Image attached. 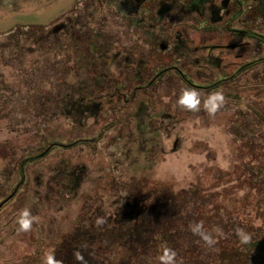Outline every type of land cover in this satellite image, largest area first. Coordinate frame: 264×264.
<instances>
[{
  "label": "rangeland",
  "instance_id": "1",
  "mask_svg": "<svg viewBox=\"0 0 264 264\" xmlns=\"http://www.w3.org/2000/svg\"><path fill=\"white\" fill-rule=\"evenodd\" d=\"M232 3L0 0V42L6 46L29 44V36L19 33L21 28L27 31L41 25L55 34L32 44L34 54L21 51L3 59L0 208L6 196L12 198L0 209V264H35L37 259L42 264L48 252H53L62 264H125L117 260L116 253L91 258L93 244L101 237L92 236L78 245L70 235L76 226L96 222L98 217L106 223L113 221L124 196L131 195L130 188L142 182L147 188L168 187L160 197L162 205L155 206L151 192L146 190L133 198L135 204L131 206H139L140 210L150 207V212L154 208L151 224L163 222L162 229L170 234L181 231L180 206L170 202L166 193L179 194L195 186L207 193L204 198L192 200L196 202L195 210L204 208L208 215L214 212L212 224L215 220L227 223V211L236 216L232 218L234 232L223 233L221 229L220 235L213 231L223 228L221 225L206 233L222 238L234 234L239 248L245 244L240 242L236 229L250 234L251 243L264 241V63L231 86L217 89L223 91L226 104L214 117L202 105L199 112H188L176 103L181 91L189 88L177 74L179 71L194 86L206 87L234 74L243 64L264 60V43L246 34L264 37V18H252L251 14L250 20L246 17V12L257 7L256 0H241L245 13L239 17L237 7L227 9ZM217 11H221V18L214 24L209 14ZM67 30L68 36L72 30L80 34V44L66 37ZM152 42L156 50L151 49L155 47ZM65 45L66 50H62ZM90 45L91 49H86ZM157 73L161 77L151 81V75ZM139 74L143 76L142 85L147 83L132 98L137 91L134 87L127 90L126 82L135 76V83ZM102 76L123 80L126 91L121 97L100 87ZM200 87L197 90L202 101L216 91ZM98 89L104 99L94 101L76 122H72L70 113L62 115V106L75 100L79 92L94 90L99 94ZM31 105L45 108L31 112ZM236 117L249 127L236 130ZM41 130L65 143L81 141L67 152L55 150L49 158L28 165L22 181L21 173H17L19 161L38 145L40 137L36 133L42 136ZM64 172L76 178L71 194L69 188L65 189ZM99 206L106 211L97 212ZM25 208L38 222L31 231L19 232L16 219ZM118 232L107 243L114 241ZM68 235L73 249L67 250L68 256L63 259L57 253ZM131 236L122 247L152 264H159L163 247L173 245L171 241H158L161 247L156 242L157 249L152 253L151 241L140 234ZM193 237L195 246L205 252L198 260L214 264V245L207 246L199 235ZM249 252L255 263L257 251L251 248ZM77 254L83 260H78Z\"/></svg>",
  "mask_w": 264,
  "mask_h": 264
},
{
  "label": "trees",
  "instance_id": "2",
  "mask_svg": "<svg viewBox=\"0 0 264 264\" xmlns=\"http://www.w3.org/2000/svg\"><path fill=\"white\" fill-rule=\"evenodd\" d=\"M233 3L229 4L230 6L227 7V9H231L232 7H237L236 13L237 16H243L245 11L243 8V3H241V0H232ZM264 2V1H263ZM256 8L252 11H248L246 12V17L249 18V15L251 14L252 18H256V17H263L264 18V6H261L259 1H256ZM235 5V6H233ZM226 7V6H225ZM223 10V8H222ZM231 11V10H230ZM229 11V12H230ZM221 11H217L216 14L211 13L209 14L212 18L214 24L218 23L219 21V17L220 16ZM251 18H249L250 20ZM19 33H21L22 35L25 36H29L26 40V43L29 44H25V45H18L16 46H12L10 45L9 47L6 46V44L1 41L0 42V72L2 71V65H3V59H5L6 55H13L16 54L17 52H21L22 53H26L27 54H34L35 50H33V48L31 47L32 44H36L38 42H42V41H46L48 40L47 36H54L55 34H52V31H45V28L43 26H31L29 27V29L27 31H24L23 28H21V30L19 31ZM39 33V35H35ZM246 33V32H245ZM249 34L248 36H250V38H254V39H259L261 42L264 43V37L262 36H257L255 33H246ZM37 36V37H36ZM78 36H80V34L78 32H75L72 30V32H70V35L68 36V30L66 31V37L68 39H71L70 41H76V43L80 44V40L78 39ZM36 37V38H35ZM34 38V39H33ZM69 41V42H70ZM150 41V40H149ZM68 42V43H69ZM83 43V42H81ZM87 43V42H86ZM151 46H155V47H151V49L156 50L157 46L155 45L154 42L150 43ZM26 45L27 46L26 48ZM19 48V49H18ZM67 46H61L62 50H66ZM91 49V45L89 47H87L86 49ZM87 51V50H86ZM56 52V51H55ZM55 52H53V55L56 54ZM156 52V51H154ZM264 63V60H256V61H252L249 62L247 64H243L242 66H240L239 69L236 70V72L232 75H229L227 78L224 77L219 81L216 82H212L211 84H209L208 86H194L190 81H188L185 77V74L181 71L177 72V74L179 75V77L181 78V80L189 87V88H196L199 89L198 87H200V90L202 89H206L207 91H214L217 89H224V87H229L231 86L232 83L237 82L238 79H240V77L243 74H247L249 71H251L254 67H256L257 65ZM127 68V67H126ZM170 68V67H169ZM177 70V69H176ZM167 71V70H166ZM169 71H172L171 69H169ZM2 73V72H1ZM131 74V73H130ZM161 74V72L159 73ZM159 74L157 73L156 76L153 77V75H151V81H157L159 77ZM150 75V74H149ZM103 80L100 85L102 84V86H100L102 89L107 88L108 90H113L115 93V96L117 97H121L122 92L126 91V87L124 85H122V81L123 80H115V79H111L109 77H106L104 79V76H102ZM134 78H136L135 76L132 77L131 81H127L126 83H128L129 87L127 90H131L132 87H134L133 89L137 91V93L132 97L134 98L136 95H138V93H141V86L143 87L147 82H145L144 85L143 84V76L142 74L138 75V78L134 81ZM97 80H95L96 82ZM150 81V82H151ZM98 82V81H97ZM149 82V83H150ZM151 85H153V83L151 82ZM99 86V85H98ZM143 89V88H142ZM102 92V91H101ZM100 90L98 89V93L99 94H95V91H86L84 90L79 92L77 95V98L75 100H73L72 102H70L67 105H63V114L65 117H67L68 115L72 116V122H76V119L78 117V115L80 114H85L88 112V109L91 108V106H93V102L99 99H104V96H102ZM101 94V95H100ZM114 95V94H113ZM112 96V95H111ZM125 97V96H124ZM123 97V98H124ZM139 97V96H138ZM131 98V99H132ZM132 101V100H131ZM38 103V102H37ZM85 107V109L83 110V108ZM44 109L45 106L41 105V107H33V105H31L30 107H28V109L33 112L35 109ZM32 109V110H31ZM1 110L2 108H0V115H1ZM71 110V111H70ZM35 112V111H34ZM81 112V113H79ZM70 113V114H69ZM68 114V115H67ZM237 119V117H236ZM1 121V118H0ZM235 127L236 130L241 131L244 127H249V125H246V122H244L243 120L237 119L235 121ZM238 125V126H237ZM42 131V136H37L36 133V137H40V141L38 143V145H35L36 147L33 148V150L29 153L23 154V157L20 159L19 161V165H20V169L21 171H19L20 169H18L17 173L20 172L21 173V178L23 177V179H21L22 181L26 179V174H27V166L31 165L34 162H39L41 160H45L47 158H49L50 156H52L53 151L57 150V151H64L67 152L77 146H79L80 141H75L72 143H65L62 142L60 139L55 138L54 135H48V133L44 130ZM25 170V172H24ZM65 177L67 179V188L65 189H72L74 186V183L76 181V178L74 176H72L71 173L68 172H64ZM70 176H67V175ZM18 174V178L20 177ZM20 182V180H18ZM146 183V182H145ZM145 183H140L138 185H136L135 188H130V192L131 195L129 196H124L125 198L123 199V204L119 207H117L116 210V214L120 213V211L123 210L122 212V216L121 217H117L116 218V214L113 213V221H110L109 223H105L102 227H97L96 222L93 220H90V223H81L80 225L76 226V229L74 230L73 234L70 235L72 237H74L73 241H76L79 244L83 243L85 241H89L90 238H92V236H98L101 237L99 240H96L95 244H93L95 246V248L92 247V253H91V258H93L94 260L97 259L98 257H103L105 258L106 256H110L114 253H116L117 260H119L120 263H125V264H152V262H147V259L143 260L142 259V255L140 254H136V256L132 255L133 251H128L127 248L124 249L122 246L125 243L126 240H128L130 237H132V233L134 234H140L142 237L147 238L149 241H151L150 243H152V246H149V251H151L152 253L157 249L155 248L156 246V242L159 244V247H161V244L163 242L167 243L168 241H171L173 243L172 249H174L177 252V264H203V262L201 260H198L201 254H205L204 251H200L202 250L199 246H195L194 242H193V232L191 230L192 226H195L196 224H200L202 223L203 228L207 231H211L212 228H214V226H223V228L221 227L220 230H223V233H229V232H234V228L233 227V222H232V218L236 217L234 213H231L229 211L225 212V219L227 220V223L222 222V220L220 222H217L216 220L214 221V223L212 224L211 219H212V215L214 214L211 213V211H209V215L205 214L204 208H197L195 210V203L192 202L193 199H198V198H204L202 196L207 195V193L204 194V192L201 193V190L199 188H194L190 189L189 191H181L179 194H173L166 193V198L168 200H170V202H172L173 204H179L180 206V225H178V228L181 229L177 230L175 232H173L172 234L168 233L166 230L162 229V223H157L155 222V224H151L150 220L151 217L154 215V208L152 209V211L150 212V207H144V208H138L139 206H137L136 209H133L134 207L131 206L130 203H134L135 201H133L134 197H139L140 195H142L143 191L148 190L149 192H151V202H153L155 204V206L160 207L162 204L160 202V197L162 195V193H164V191H168L165 186L162 187H153V188H147ZM74 190V189H73ZM18 191V190H17ZM16 191V193H17ZM70 194L72 193V190L69 191ZM67 193V192H66ZM193 196V197H191ZM7 198L4 200L5 202L2 203V206L7 203L8 200H11L12 197L10 196H6ZM190 201L192 203H190ZM3 202V201H2ZM167 203V202H166ZM158 204V205H157ZM1 206V208H2ZM168 206V204H167ZM136 207V206H135ZM0 208V209H1ZM147 208V211H145ZM97 212H99L101 214V212H105L106 210L104 209V207L99 206L98 208H96ZM136 210V211H134ZM136 212H140V213H136ZM194 212L196 213V216H194ZM119 218V219H118ZM117 219V220H116ZM115 220V221H114ZM181 227H184V229L182 230ZM118 237L114 238V241H109L107 243V240L109 239V237H111V235H113V233H115L116 231H118ZM139 230V231H138ZM138 231V232H137ZM70 236H66L63 239V243H62V247H60L58 249V253L57 256L62 257L63 259L65 258V256H68L66 251L67 250H71L73 248H70V241L71 238ZM96 238V239H98ZM216 243L214 244V246L212 247L213 251H214V264H264V241L259 243L257 242H253V243H248L247 245L245 244V246L239 248V243L237 242V237L232 234L231 236H229L228 238H222L219 236H214ZM106 241V242H105ZM162 242L161 244L159 242ZM106 244V246H105ZM90 247V245L88 246ZM91 248V247H90ZM246 248V250H245ZM253 248L255 251H257L256 253V262L253 263L251 261V258L249 255H251V253L249 252V250ZM159 251V250H158ZM138 256V257H137ZM110 258V257H109ZM136 258V259H135ZM135 259V260H133ZM40 259H37V262L35 264H40Z\"/></svg>",
  "mask_w": 264,
  "mask_h": 264
},
{
  "label": "clouds",
  "instance_id": "3",
  "mask_svg": "<svg viewBox=\"0 0 264 264\" xmlns=\"http://www.w3.org/2000/svg\"><path fill=\"white\" fill-rule=\"evenodd\" d=\"M202 94L195 88H184L181 91L176 103L181 110L188 112H199L201 105L203 110L210 116L214 117L226 104V98L222 90H216L208 94L207 98L202 101ZM38 222V218L34 216L27 208L23 209L17 216L16 223L18 224L19 232H29L32 230L34 223ZM106 223L103 217H98L96 220L97 227H102ZM193 234L201 236L204 243L211 247L216 243L215 238L211 233H206L202 223L196 224L191 228ZM214 232L222 235V231L214 229ZM236 234L242 244H247L251 241V236L243 229H236ZM177 252L169 247H163L162 253L158 256L159 264H177ZM78 260H83V257L77 254ZM42 264H62L55 258L53 252L45 254Z\"/></svg>",
  "mask_w": 264,
  "mask_h": 264
},
{
  "label": "flooded vegetation",
  "instance_id": "4",
  "mask_svg": "<svg viewBox=\"0 0 264 264\" xmlns=\"http://www.w3.org/2000/svg\"><path fill=\"white\" fill-rule=\"evenodd\" d=\"M256 1H257V2L259 1L260 5H261V6H264V2H263L264 0H256ZM208 13H209V12H208Z\"/></svg>",
  "mask_w": 264,
  "mask_h": 264
}]
</instances>
